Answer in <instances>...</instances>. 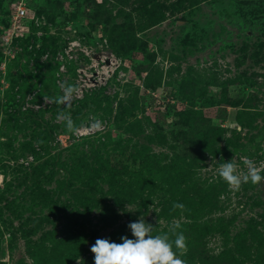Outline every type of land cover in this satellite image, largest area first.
<instances>
[{"label": "rangeland", "instance_id": "374dc122", "mask_svg": "<svg viewBox=\"0 0 264 264\" xmlns=\"http://www.w3.org/2000/svg\"><path fill=\"white\" fill-rule=\"evenodd\" d=\"M12 4L0 264H94L95 241L134 238L141 216L184 234L185 264H264V181L234 189L217 171L250 159L264 174V0H27L20 33Z\"/></svg>", "mask_w": 264, "mask_h": 264}, {"label": "clouds", "instance_id": "9594fccd", "mask_svg": "<svg viewBox=\"0 0 264 264\" xmlns=\"http://www.w3.org/2000/svg\"><path fill=\"white\" fill-rule=\"evenodd\" d=\"M63 94L57 99V103H63L66 107L71 103L74 94L79 89L73 85L62 86ZM57 121H64L68 130H74L73 121L63 110L58 113ZM93 127H102L100 120H95ZM218 166L219 177L230 188L238 189L242 183L253 185L264 181L262 168L252 160L245 159L247 172L241 174L237 171L234 158L231 161L221 159ZM183 207V205H175ZM132 237H121V243L107 239H97L91 246L94 254V264H185L175 249H185V236L182 232L174 233L175 239L170 240L168 234L152 235L153 226L147 223L143 216L129 224ZM79 264V260H77Z\"/></svg>", "mask_w": 264, "mask_h": 264}, {"label": "built area", "instance_id": "2783aa9c", "mask_svg": "<svg viewBox=\"0 0 264 264\" xmlns=\"http://www.w3.org/2000/svg\"><path fill=\"white\" fill-rule=\"evenodd\" d=\"M27 0H14L13 3V14H12V19H13V29L16 31L20 32H24L26 30H28V23H26L27 21V17L28 15V11H27Z\"/></svg>", "mask_w": 264, "mask_h": 264}, {"label": "trees", "instance_id": "16d2710c", "mask_svg": "<svg viewBox=\"0 0 264 264\" xmlns=\"http://www.w3.org/2000/svg\"><path fill=\"white\" fill-rule=\"evenodd\" d=\"M12 3H14V0H12ZM11 10L13 11V4H12V7H11ZM26 23H28V25H31V21L29 19V16L27 17Z\"/></svg>", "mask_w": 264, "mask_h": 264}]
</instances>
